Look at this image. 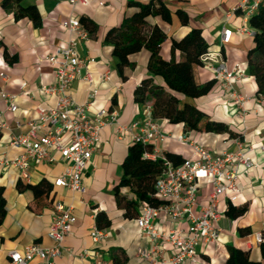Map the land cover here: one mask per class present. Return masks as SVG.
<instances>
[{
  "label": "crops",
  "instance_id": "1",
  "mask_svg": "<svg viewBox=\"0 0 264 264\" xmlns=\"http://www.w3.org/2000/svg\"><path fill=\"white\" fill-rule=\"evenodd\" d=\"M152 0H89V5L72 6L69 0H24L21 4H5L0 0V112L11 131L0 132V155L15 159L22 154L21 149L9 145L11 135L25 134L27 123L40 120V109L56 107L57 98L42 91L43 87L54 85L56 69L47 58L55 55L59 48L65 47L69 33L63 23L71 16L79 21L86 20L94 25L90 38L79 46L80 54L89 59L88 69L92 74V83L78 80L72 85L71 95L78 104L91 103L90 116L98 112L107 114L116 112L120 125L129 126L135 121L144 120L148 106L136 102L135 93L141 83L151 78L148 72L150 53L146 49L130 56L129 65L120 66L114 55V47L107 40L108 32L122 26L133 16L138 8L131 3L147 4ZM171 12L170 22L161 17H149L148 23L157 25L167 36L161 47L164 60L172 59V43L180 41L191 29H200L209 45L208 53L221 56L230 70H238L244 77L235 82L236 90L247 99V116L242 119L232 103L229 94L220 87L210 69L200 67L196 70V79L205 84L214 80L209 94L196 99H184V102L196 106L213 121L226 125V129L216 132H186L184 125L171 124L168 120H156L163 138L153 144L157 155L174 154L180 160L194 158V150L179 142L185 136L196 145L202 146L214 155L224 151L235 152V141L242 137L252 166L249 170L241 167L236 193H227L220 199V211L223 216L218 226L222 232L217 243H203L198 248V256L184 264H224L229 258V249L235 248L249 253L250 260L264 264V242L258 243L255 235L261 233L264 239V152L258 147L264 140V97L258 95L255 79L248 71L247 55L254 45L253 38L237 33L242 18L237 12L239 0H160ZM21 7H35L38 22L24 18L18 11ZM178 10L188 17L183 25ZM232 13L231 18L228 15ZM224 29L235 31L228 44H222ZM175 59L181 60L176 52ZM7 76L5 80L1 75ZM157 85L165 87L162 77L154 78ZM169 90V89H167ZM16 95L18 109L7 112L1 92ZM94 100H89L91 93ZM22 124V127H18ZM132 135L126 132L119 138L118 124L104 127L98 150L83 176V193H72L65 188L54 186L55 180L65 170V164L33 166L31 184L47 181L52 189L47 196L36 197L33 191L19 177L14 168H0V194L4 201L5 215L0 222V264H10L9 253L21 250L25 246L37 243L43 247L51 245L48 237L53 219V210L57 202L71 206L75 223L71 234L66 238L63 256L57 264H94L89 258L81 260L78 254L83 251L93 253L97 248L90 233L96 226L95 216L104 212L110 225L107 239L99 245L104 257L111 264H149L140 257L142 250L151 248L149 241L142 235L137 218L141 213L126 215V208L118 205L115 189L123 176V162L133 145ZM198 205L194 208L198 214L200 207L207 205L212 184L210 180L200 183ZM121 194L131 197L128 188H122ZM248 206L247 212L237 219L227 216L229 205ZM160 232L180 228L187 230V222H174L160 216L154 221ZM168 251H174L169 246ZM31 264H44L35 259Z\"/></svg>",
  "mask_w": 264,
  "mask_h": 264
},
{
  "label": "built area",
  "instance_id": "2",
  "mask_svg": "<svg viewBox=\"0 0 264 264\" xmlns=\"http://www.w3.org/2000/svg\"><path fill=\"white\" fill-rule=\"evenodd\" d=\"M72 6L82 4L89 5V0H69ZM264 0H239L237 12L242 18V25L235 31L241 35L254 38L257 34L252 24V19L258 14ZM232 13L228 15L231 18ZM63 27L69 33V39L65 47L59 48L55 55L47 58V61L56 69V82L54 85L43 87L42 91L57 98L55 108L40 109V120L29 122L28 132L25 134L11 135L9 145L21 149L22 154L15 159L6 155H0V168H14L19 177L25 183H31V169L33 166L53 165L58 162L65 164V170L58 177L54 186L65 188L72 193H83V176L91 164L93 155L99 148L101 131L104 127L118 124L119 138L129 132L134 143L153 145L163 138L157 123L153 119L151 106H148L144 114V120L135 121L129 126L120 125L117 121V113L107 114L98 112L94 117L90 116L91 103L78 104L71 95L72 85L83 80L92 83V74L89 72V59L80 54L79 46L90 38L89 31L85 29L81 21L70 17L63 23ZM232 29H224L222 32V44H228L235 32ZM203 61L212 71L220 87L225 90L235 106L238 115L244 119L247 116V99L235 88V82L244 77L238 70H230L225 60L216 53H207ZM5 80L7 76L1 75ZM6 104L7 112L13 114L17 111L16 95L1 92ZM95 93H91L89 100H94ZM19 128L22 124L17 125ZM11 131L3 113L0 112V132ZM239 137L235 141V152L224 151L219 155L212 154L206 148L192 143L187 137L182 136L179 142L190 146L194 150V158L185 160L175 166L166 160L163 155L147 154L145 157L156 161L158 158L164 161L165 170L155 183L157 196L164 201L158 207L143 204L137 223L142 235L149 241L151 248L142 250L140 257L149 264H184L198 256V248L203 243H217L221 235L218 226L223 216L220 211V199L227 193L238 191L239 170L244 167L249 170L252 166L247 153L254 150L247 148ZM264 152V140L258 147ZM210 180L212 191L207 205L200 207L198 214L194 208L198 205L200 183ZM165 216L174 222H187L186 231L173 229L168 232H160L156 229L154 221L160 216ZM75 223V217L71 206L57 202L53 210V219L48 234L51 245L43 247L37 243L25 246L21 250L9 253L10 264H31L35 259H40L44 264H57L66 249L64 243L71 234ZM91 239L97 248L93 253L83 251L77 256L81 260L92 258L94 264H111L104 257L101 245L107 239V230L93 227L90 233ZM258 243H263L261 233L255 235ZM174 251H168L166 247Z\"/></svg>",
  "mask_w": 264,
  "mask_h": 264
},
{
  "label": "trees",
  "instance_id": "3",
  "mask_svg": "<svg viewBox=\"0 0 264 264\" xmlns=\"http://www.w3.org/2000/svg\"><path fill=\"white\" fill-rule=\"evenodd\" d=\"M24 0H6L5 4H21ZM138 8L137 12L127 18L121 27L108 32L107 40L114 47V55L119 59L120 66L129 65L130 56L146 49L150 53L148 72L151 78L144 80L137 88L135 100L141 105L151 103L153 119L168 120L171 124L184 125L186 132H216L226 129V125L213 121L204 112L193 104L182 102L176 94L183 95L184 99H196L210 93L214 86V80L201 84L196 79V70L205 67L203 57L209 51V45L203 37L200 29H191L180 41L172 43V59L166 61L161 56V47L167 36L157 25L148 23L149 17H161L170 22L171 12L167 5L160 0H152L147 4L131 3ZM24 18H30L38 22V12L35 7H21L18 11ZM183 25L188 24V17L178 10ZM86 30L93 31L94 25L86 20H81ZM257 34L253 38L254 45L248 52L247 63L251 77L255 79L258 87V95L264 97V4L258 14L252 19ZM176 52L181 53V60L175 59ZM162 77L167 89L157 85L154 78ZM186 135V134H185ZM154 153L153 145L133 143L123 162V176L115 189L118 205L126 208V215L137 213L143 204L158 207L164 203L155 190V183L165 170L164 161L158 158L156 161L147 159V154ZM166 160L178 166L184 162L174 154H165ZM35 196H47L52 185L43 181L39 184L26 183ZM122 188H128L131 197L121 194ZM248 206L237 207L229 205L227 216L237 219L244 215ZM5 215L4 201L0 194V222ZM96 226L101 230H107L110 220L104 212H98L95 216ZM224 264H259L252 262L248 252L230 248L229 258Z\"/></svg>",
  "mask_w": 264,
  "mask_h": 264
}]
</instances>
